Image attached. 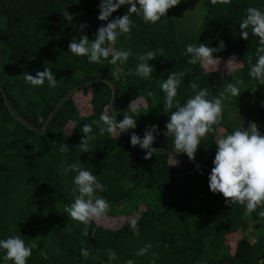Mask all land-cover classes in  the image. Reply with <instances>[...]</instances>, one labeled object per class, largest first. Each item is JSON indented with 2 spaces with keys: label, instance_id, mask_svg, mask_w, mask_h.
<instances>
[{
  "label": "trees",
  "instance_id": "obj_1",
  "mask_svg": "<svg viewBox=\"0 0 264 264\" xmlns=\"http://www.w3.org/2000/svg\"><path fill=\"white\" fill-rule=\"evenodd\" d=\"M192 2L198 7L191 8ZM99 4L100 0H0V81L13 107L30 124L42 129L70 91L107 77L118 87L119 118L132 101L139 109L133 131L143 137L146 126L156 124L163 133L170 113L163 109L160 86L171 72H182L175 98L180 103L195 95L192 83L207 88L212 99L227 84L243 82L239 97L224 100L223 121L202 138L195 160L213 167L216 141L242 125L255 122L264 133V85L248 75L249 59L256 62L259 37L250 28L247 39L240 35L246 9L264 10V0H181L156 24H145L132 14L136 27L113 46L131 49L133 55L123 65L93 64L68 52L74 37L94 39L106 23L98 20ZM126 11L127 5L113 16ZM67 12L73 17L70 21L63 15ZM220 40L226 47L216 53L219 59L213 66L190 64L184 55L187 44L218 47ZM146 51L157 54L148 62L154 67L148 79L135 75L139 56ZM232 56L237 63L227 64ZM46 67L56 73V87L25 84V72L35 76ZM129 71L133 74L125 75ZM112 94L107 82L87 86L64 103L48 131L40 134L13 116L0 89V239L20 235L34 245L28 264H127L130 259L151 264L153 254L155 264H264V217L259 215L264 207L248 213L243 205H226L222 194L209 190V170L199 166L201 175L198 165L167 153L146 160L144 150L131 146L129 132L100 135L93 121L102 112L111 113ZM85 123L92 124L95 138L89 152L81 153ZM153 146L174 151L172 138L163 134ZM73 163L97 175L106 189L101 195L110 205L106 216L87 226L88 236L83 234L86 226L66 211L74 201L75 173L65 168ZM137 194L145 197L143 203L133 202ZM132 219L138 221V235L130 226ZM254 226L261 229L255 241L248 233ZM147 244L152 245L149 252L138 256ZM82 249L88 250L87 258ZM109 251L117 254L115 261L109 262ZM3 254L0 251V257Z\"/></svg>",
  "mask_w": 264,
  "mask_h": 264
},
{
  "label": "clouds",
  "instance_id": "obj_2",
  "mask_svg": "<svg viewBox=\"0 0 264 264\" xmlns=\"http://www.w3.org/2000/svg\"><path fill=\"white\" fill-rule=\"evenodd\" d=\"M181 0H100L98 20L106 22L102 24L95 34L94 39L82 35L79 40L75 37L69 42L68 49L76 57H86L89 63L99 64L108 61L111 65L125 64L133 55L131 49L116 48L117 41L121 37H130L136 27L132 14L142 19L145 24H156L162 18L167 17L170 9L177 6ZM127 5V11L122 16H113L114 13ZM65 19L70 21L72 15L63 13ZM86 27L82 25L81 29ZM259 37L256 50V62L253 64L249 59V77L264 85V10L256 7L246 9L244 18L240 22V35L247 39L249 32ZM225 43L220 40L218 47H210L208 43H190L185 45L184 55L189 57L188 62L196 65L213 66L219 59L216 53L225 49ZM162 51V50H161ZM109 57H111L109 59ZM157 58L154 51H146L139 56V63L135 68V75L144 79L151 78L154 67L148 62ZM236 64V57L229 58L227 64ZM129 71L125 75H132ZM184 73L171 72L161 83V90L165 94L164 111L170 113L165 124V130L161 133L159 125L146 126L143 137L136 132L130 136V144L133 148L139 146L145 151L144 159H151L159 153V147H154L158 136L172 138L174 153L186 154L190 160H195V154L201 145L202 138L223 121L224 100L241 95L239 84L242 81L229 83L224 90L212 99L208 98V89L199 88L197 83L190 87L195 95L180 103L175 98L183 81ZM23 79L26 85L32 87H43L45 83L49 87H56V73L51 68H45L43 72L36 71L35 76L25 72ZM199 90L197 91V89ZM254 89L253 91H255ZM175 109V110H173ZM138 106L131 101L123 118L117 122L119 112L110 114L101 113L98 120L93 124L99 129V134L112 135L119 132L127 134L130 129L137 128ZM74 126L78 121H72ZM82 140L79 144L81 153L89 152V142L95 138L92 124L85 123L81 128ZM61 151L65 150L63 146ZM176 164V163H175ZM213 167L207 176L209 190L213 194H222L225 204L243 205L248 213L255 212L258 207H264V133L259 126L251 122L247 128L243 125L234 129L231 133L223 135L216 141L215 156L212 161ZM174 165V164H173ZM197 170L203 175V170L197 166ZM66 173H75L72 183L74 201L66 209L71 219L85 225L84 235L88 236L87 226L94 221L101 220L109 211V201L101 194L106 191L105 186L97 179L90 169L77 166L75 163L65 168ZM264 217V211L259 213ZM131 228L138 235V221L131 220ZM34 245H28L20 235H12L0 239V251L4 254L0 257L2 261H11L12 264H28L32 256ZM152 245L147 244L137 252L138 256H144L149 252ZM81 254L87 258L89 252L82 249ZM109 262L117 259L115 251H109ZM157 257L153 254L151 264H155ZM127 264H135L130 259Z\"/></svg>",
  "mask_w": 264,
  "mask_h": 264
},
{
  "label": "water",
  "instance_id": "obj_3",
  "mask_svg": "<svg viewBox=\"0 0 264 264\" xmlns=\"http://www.w3.org/2000/svg\"><path fill=\"white\" fill-rule=\"evenodd\" d=\"M97 82H107L109 83L111 86H112V89H113V94H112V99H111V108L113 109V112H118L117 111V96H118V87L116 85V83L110 79V78H107V77H103V78H97V79H94V80H91L89 82H86L84 84H81L79 86H77L76 88H74L72 91H70L61 101L60 103L57 105V107L54 109V111L51 113V115L49 116L48 120L46 121L44 127L42 129L40 128H37L35 126H33L32 124H30L26 119H24L20 114L19 112L13 107L11 101H10V98H9V95L4 87V85L2 84V82L0 81V89L1 91L3 92L4 94V97H5V100H6V103L8 105V107L10 108V110L12 111V114L15 118H17L19 121H21L23 124L27 125L30 129L32 130H35L37 131L38 133L40 134H43V133H46L48 131V128L50 127L54 117L56 116V114L60 111V109L62 108V106L64 105V103L69 99L71 98L73 95H75L77 92H79L80 90L86 88L87 86H90L92 84H95ZM120 118L119 116L117 117V122H119ZM130 134H132L133 130L130 129L128 131ZM159 153H167V154H171L173 156H176V157H179L181 159H184L188 162H191L193 164H196L204 169H207L209 171H211V166H208L202 162H199L197 160H190L187 156H184L182 154H176L173 152V150H170V149H159Z\"/></svg>",
  "mask_w": 264,
  "mask_h": 264
},
{
  "label": "rangeland",
  "instance_id": "obj_4",
  "mask_svg": "<svg viewBox=\"0 0 264 264\" xmlns=\"http://www.w3.org/2000/svg\"><path fill=\"white\" fill-rule=\"evenodd\" d=\"M198 7V5H197V3H195V2H192V4H191V8H197ZM194 9H189V12L190 13H192V11H193ZM118 72H120L119 70H118ZM118 72H117V75H120V73L118 74ZM141 195L142 194H137L135 197H134V201L133 202H136V203H143L144 202V198L142 197L141 198ZM149 200V198L148 199H146V201H148ZM132 205H134V204H132ZM253 225V224H252ZM248 233H251L250 235H251V238H252V240L253 241H255L256 240V238L258 237V235L261 233V229L260 228H258L257 226H254V227H251L250 228V230L248 231Z\"/></svg>",
  "mask_w": 264,
  "mask_h": 264
}]
</instances>
